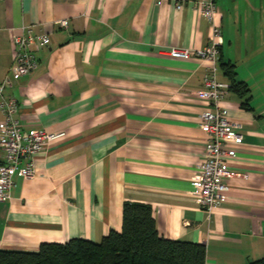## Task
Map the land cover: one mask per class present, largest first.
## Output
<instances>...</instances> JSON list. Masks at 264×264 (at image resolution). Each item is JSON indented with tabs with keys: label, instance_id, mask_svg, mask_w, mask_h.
I'll use <instances>...</instances> for the list:
<instances>
[{
	"label": "crops",
	"instance_id": "obj_1",
	"mask_svg": "<svg viewBox=\"0 0 264 264\" xmlns=\"http://www.w3.org/2000/svg\"><path fill=\"white\" fill-rule=\"evenodd\" d=\"M209 1L221 27L216 79L233 84L223 64H234V81L249 88L241 96L231 87L222 99L243 139L228 161L226 198L211 211L191 193L207 140L200 115L208 105L195 94L206 65L163 53L210 43L212 20L198 9ZM21 27L50 43L1 97L17 100L23 130L63 135L0 201V249L99 241L121 230L129 201L151 206L161 236L202 243L205 264L264 257V0H0V83Z\"/></svg>",
	"mask_w": 264,
	"mask_h": 264
},
{
	"label": "built area",
	"instance_id": "obj_2",
	"mask_svg": "<svg viewBox=\"0 0 264 264\" xmlns=\"http://www.w3.org/2000/svg\"><path fill=\"white\" fill-rule=\"evenodd\" d=\"M160 2L161 0H157V3ZM176 6L179 4L176 3ZM198 9L212 20L210 43L206 47L195 49L172 46L163 53L173 58H197L206 65L204 87L195 94L208 105L200 115V129L206 134L207 140L204 158L198 171L191 177V193L198 204L211 211L226 198L225 191L228 187L225 179L234 175L228 169V161L234 156L235 146L241 143L243 133L240 124L230 119L228 107L222 103L231 85L219 82L215 76L221 46V27L214 21V3L204 2ZM58 23L67 28L65 18ZM10 38L13 45L12 64L0 83V108L4 113V120L0 122V201H6L10 197L15 176L23 179L34 176L35 160L44 144L63 135V132L23 130L16 118L19 109L17 100L13 97H1L3 89L10 86L13 79L30 74L37 68L38 58L35 52L50 43L48 34H34L23 27L14 30Z\"/></svg>",
	"mask_w": 264,
	"mask_h": 264
},
{
	"label": "trees",
	"instance_id": "obj_3",
	"mask_svg": "<svg viewBox=\"0 0 264 264\" xmlns=\"http://www.w3.org/2000/svg\"><path fill=\"white\" fill-rule=\"evenodd\" d=\"M223 68L234 91L246 95L247 85L234 81L235 65L225 63ZM0 264H205V246L161 236L151 206L127 201L120 231L110 230L99 241L42 242L36 252L0 249ZM245 264H264V257Z\"/></svg>",
	"mask_w": 264,
	"mask_h": 264
}]
</instances>
